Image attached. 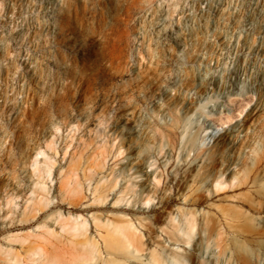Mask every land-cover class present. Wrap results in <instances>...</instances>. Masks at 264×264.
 Listing matches in <instances>:
<instances>
[{
  "label": "rangeland",
  "instance_id": "rangeland-1",
  "mask_svg": "<svg viewBox=\"0 0 264 264\" xmlns=\"http://www.w3.org/2000/svg\"><path fill=\"white\" fill-rule=\"evenodd\" d=\"M156 260L264 264V0H0V264Z\"/></svg>",
  "mask_w": 264,
  "mask_h": 264
},
{
  "label": "bare ground",
  "instance_id": "bare-ground-1",
  "mask_svg": "<svg viewBox=\"0 0 264 264\" xmlns=\"http://www.w3.org/2000/svg\"><path fill=\"white\" fill-rule=\"evenodd\" d=\"M123 238H124V240H126L127 242H129V244H132L134 241L137 240V238H135V236L133 234H124ZM153 264H160V263L157 262V260H156V261H154Z\"/></svg>",
  "mask_w": 264,
  "mask_h": 264
}]
</instances>
